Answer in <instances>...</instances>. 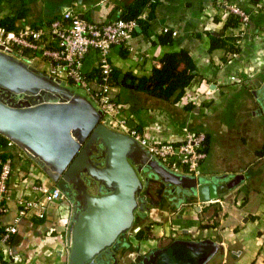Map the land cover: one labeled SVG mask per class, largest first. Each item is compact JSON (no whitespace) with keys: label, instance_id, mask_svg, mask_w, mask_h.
<instances>
[{"label":"crops","instance_id":"obj_1","mask_svg":"<svg viewBox=\"0 0 264 264\" xmlns=\"http://www.w3.org/2000/svg\"><path fill=\"white\" fill-rule=\"evenodd\" d=\"M131 1L0 0V18L11 16L20 28L50 21L74 2L83 18L104 23L118 18ZM229 5L248 15L245 23L228 26L221 36L237 35L238 51L229 53L222 47L210 50V36L219 35L224 24L234 19ZM149 11L150 7L146 6L139 18L146 19ZM148 23L145 32L136 27L127 41V48L111 49V83H118L125 72L148 76L164 53L180 49L190 53L196 75L176 101L112 84L111 94L119 106V115L126 122L132 120L138 136L147 141L177 142L187 133L203 132L208 146L202 175H245L240 185L219 199L180 204L179 208L185 206L183 222L189 224L188 228L180 229V238L195 241L211 238L219 246L217 252L224 257L222 262L231 255L244 259L245 264H261L264 258V154L259 156L256 151L264 141V107L258 101L264 82V0H158ZM165 31L172 33L169 44L158 40ZM225 56L227 59L223 61ZM96 59V53L90 51L84 60L83 70L88 76L97 71ZM40 62L34 68L46 71L48 62ZM2 154L7 157L5 160H10L12 170L7 181L10 198L7 209L0 213V230L15 221L17 230L8 241H0V264H68L69 214L65 215L64 211L61 214L58 205L51 204L42 219L27 216L17 219L16 198L19 195L34 196V183L53 185L43 164L13 141L0 147ZM195 205L200 206L199 211ZM237 206L242 207L241 212L236 211ZM204 208L206 211L202 214L208 212L206 219L209 221L199 222L198 216L202 218ZM189 210L191 217L187 213ZM154 213L157 218L167 213L171 217L162 224H150V237L137 242L143 249H152L160 246L161 241L179 237L174 232L177 225L171 224L172 215L177 212L169 213L162 207ZM215 213H219V225L205 227L204 223L214 224ZM153 216L152 219L157 220ZM230 218L232 222L228 224ZM249 220H253V226L248 225ZM202 224L204 226L199 228ZM199 229L204 230V234L197 236ZM211 229L215 231L213 237L207 233Z\"/></svg>","mask_w":264,"mask_h":264},{"label":"water","instance_id":"obj_2","mask_svg":"<svg viewBox=\"0 0 264 264\" xmlns=\"http://www.w3.org/2000/svg\"><path fill=\"white\" fill-rule=\"evenodd\" d=\"M0 88L12 95L13 103L0 99V134L37 157L57 187L69 186L78 192L77 200L83 194L84 200L73 215L68 264H99L103 250L131 228L140 194L151 177L197 203L219 199L245 180L243 173L207 177L170 171L135 138L106 126L102 112L86 98L74 95L59 79L53 80L5 53L2 45ZM259 93L258 101L264 107V82ZM126 123L130 129L135 127L132 120ZM92 158H102L101 165L94 164ZM82 174L105 192L79 194ZM63 195L73 200L64 188ZM186 197L177 207L187 202L182 201ZM195 209L199 211L200 206ZM218 250L211 239H174L151 250L138 264H206ZM112 258L116 264L115 255ZM104 260L107 262L106 257Z\"/></svg>","mask_w":264,"mask_h":264},{"label":"built area","instance_id":"obj_3","mask_svg":"<svg viewBox=\"0 0 264 264\" xmlns=\"http://www.w3.org/2000/svg\"><path fill=\"white\" fill-rule=\"evenodd\" d=\"M75 4L73 2L58 17L47 22L24 25L16 31L0 27V45L4 47V52L11 56L30 55L31 59H45L49 67L44 73L53 80L59 79L61 83L69 81L84 89L95 108L102 112L101 121L105 125L135 138L151 157L170 171L189 176L202 175L201 167L207 156L206 135L203 132L187 133L184 139L177 142L147 141L138 136L135 128L130 129L126 119L119 115V106L111 94L113 66L110 52L113 47L127 48V41L138 26L137 18H114L98 23L80 16ZM228 7L231 15L240 18L239 22L248 20V15L238 7ZM90 51L97 56V71L92 76L83 70L84 60ZM0 165L2 212L10 198L7 181L11 162L0 158ZM32 190L34 196L24 194L16 198L17 219L25 216L42 219L51 204H57L61 214L64 211L68 215L69 206L62 202L64 195L55 183L51 186L34 183ZM15 223L4 225L0 241H8L16 232Z\"/></svg>","mask_w":264,"mask_h":264},{"label":"trees","instance_id":"obj_4","mask_svg":"<svg viewBox=\"0 0 264 264\" xmlns=\"http://www.w3.org/2000/svg\"><path fill=\"white\" fill-rule=\"evenodd\" d=\"M157 2L158 0H132L124 7V11L119 14L118 18H137L138 26L141 28L142 32H145L148 28V20L153 17L154 7ZM146 6L150 7V11L146 19L142 20L139 18V16ZM231 16L234 18L233 21H229L224 24L219 32V35L210 36V50L222 47L225 48L229 53H236L238 51V44H236L238 41L236 42V39L238 40L239 37L237 35L236 37H221L224 34V30L228 26H234L240 21L239 17L233 15ZM0 27L8 31H16L19 29V26L15 24V19L11 16L0 18ZM158 40L162 44L171 43V31L164 32L159 36ZM226 59V56L223 57V61ZM195 75L196 68L190 53L186 49H180L178 51L164 53L160 60L153 66L151 73L148 76H136L131 72H125L120 76L118 83L113 82L112 84H119L121 86L135 91L144 92L163 100L176 101L181 96H183L185 88L189 85ZM205 137L208 146V138L207 136ZM9 142L10 139L0 134V147L7 146ZM256 154L259 156L264 154V141L261 148L256 151ZM0 158L5 160L7 157L6 155L2 154L0 155ZM202 226L204 225H199L198 227L201 228ZM2 231L0 230V238ZM134 235L138 240L150 237V233L146 234V230L143 228H138ZM261 264H264V258L262 259Z\"/></svg>","mask_w":264,"mask_h":264},{"label":"rangeland","instance_id":"obj_5","mask_svg":"<svg viewBox=\"0 0 264 264\" xmlns=\"http://www.w3.org/2000/svg\"><path fill=\"white\" fill-rule=\"evenodd\" d=\"M12 57L17 59L18 61H21L26 66H29V67H32V68H34L35 66L36 67L39 66V63H41L40 61H44L45 60V59H43L41 57H36V58L31 59L30 55L27 56V57H21V56H17V55L13 54ZM42 72H44V71H42ZM62 84L67 89H69V91H71L74 95L86 98L95 107L94 103L90 100L88 94L80 86H78V85H76V84H74L72 82H69V81H65ZM11 98H12V95H8L7 92L4 89L0 88V99L3 102H5L7 104H13L12 101H11ZM106 125L108 126V124H106ZM206 164H207V162H206ZM205 169L207 170V166H205ZM11 170H12V164H11ZM227 175H231V174H227ZM159 183L160 182L157 181V180L156 181L149 180V182L146 183L145 187L143 188V190H142V192L140 194V196L141 195H146V197H147V200H144L145 201V206L143 205L144 207L143 206L142 207H139V206L137 207V209L135 210V219L133 221V224H132L131 228L129 230H127L126 232L122 233V234H125L127 236H129L131 234H134L135 231H136L135 229L139 228V227L145 229L146 230V234H147V233H149L148 229H149L151 223L162 224L165 220L168 221L169 220L168 219V217H169L168 213L164 214V215H162L160 213L161 215L158 218L155 216L156 213H154V212H156L158 209H160L162 207L166 208L169 213L170 212H177V213L179 212L178 214L174 213L172 215V219H171V224L177 225V227L175 226V228H174V232L176 233L177 236L179 235L178 238H180V236H182V235H180L181 234V230L185 229L186 227L187 228L189 227V224L183 222L182 213H183V211H185V208H184L185 206H181L183 208H179L178 207L179 208L178 209L177 206L179 205V202L178 203L176 202L175 204L170 203V201H169L170 200V194H168L166 191L163 190V187H165V185L163 183H161V184H159ZM89 191L95 193V191H93L92 189H90ZM180 196L181 197H186V196L179 195V197ZM188 200H195V199L187 198V201ZM62 201H65V203L68 204V206L71 207V203L72 202L65 195L63 196ZM227 202H229V200H227ZM240 203H243V198H240ZM205 205H207V204H205ZM210 205H212V204H210ZM231 206H233V205H231ZM189 207H191V205ZM6 209H7V205H6ZM145 209H150L148 214L144 211ZM235 209H236V211H240V212L242 211V207L241 206H237ZM5 210L0 212V213L5 212ZM137 210H140L141 211L140 215H143L144 217L139 216V214H137ZM140 211H138V212H140ZM204 211H206L205 208L201 212L202 218L200 216H198L199 217V222L200 221H209V219H206V216H207L208 212L206 214H202ZM215 211H217V210H215ZM187 213H189L188 216L191 217V214H192L191 210H189ZM68 214H69L68 215L69 216V220H68L67 237H68V245H69V251H68V254H69L70 247H71V234H72V226H73V212H72L71 208L69 209ZM214 215L216 216V218L213 219L214 224L204 223L205 225H207L205 227H210L211 225L212 226H218L219 225V221H218L219 220V213L218 214L215 213ZM152 216L154 218H157V220H153ZM220 216H221V214H220ZM230 216H232V214ZM184 217H186V216H184ZM184 220H185V218H184ZM231 222H232V218L229 219L228 224H230ZM247 223H248V225L253 226V220H249ZM204 224H202V225H204ZM214 232L215 231L213 229L208 230L207 231L208 236H212L213 237L214 236ZM203 234H204V230L199 229V231L197 232V236H200V235H203ZM131 240L133 241L132 243L134 244L132 248H130L128 251L119 250V251H117V254H114L115 257H116V264H129L131 259L134 258L136 251L139 252V251H146L147 250V249H143V248L137 246L138 245L137 242L139 240L136 237H134V235L133 236L131 235ZM168 242L169 241H161L159 244L160 245H165ZM243 255H244V257L247 256L245 253H243ZM68 258H69V255H68ZM223 258L224 257L222 256V254L217 252L211 257V259L206 264H221V263H223V264H245V262H246L244 259H239V258H237L235 256L233 257L231 255L226 257L224 262H222ZM108 260H109V258H107V261ZM98 263L100 264V262H98ZM107 263L108 262H106L104 264H107Z\"/></svg>","mask_w":264,"mask_h":264},{"label":"flooded vegetation","instance_id":"obj_6","mask_svg":"<svg viewBox=\"0 0 264 264\" xmlns=\"http://www.w3.org/2000/svg\"><path fill=\"white\" fill-rule=\"evenodd\" d=\"M96 155L99 156L100 152L96 153ZM92 160H93V163L96 164V165H101V163H102V158H98V159L92 158ZM81 177L83 179V183H81V186H80V192L81 193H79V194H82V192H84V191H86L90 195H99V194L105 192L104 189L102 188V186L99 183L93 181L92 179H89L85 174H82ZM149 180H154V179L151 177V178L147 179L146 183H148ZM154 181H156V180H154ZM161 183L162 182H160L159 184H161ZM63 188H64L65 191H68L69 196L73 197V200L71 201L72 202L71 203V207L69 206V209L71 208V210L73 212V215H74V213L80 208L79 207L80 206L79 203L83 202V200H84L83 199V194L80 195V199L77 200L76 198H77L78 192L74 191L69 186L63 184L62 188H61L62 189V193H63ZM90 189L95 191V193L90 192L89 191ZM163 190L166 191L168 194H170V200L169 201H170V203H173V204H175L176 202H178V200L181 199V196L179 197V195L183 196L182 192H179L178 195H177V191L175 189H173L171 187H168L166 185H165V187H163ZM139 199H140L139 200V207H142L143 205L145 206V201L144 200H147L146 195H141L139 197ZM138 211H140V210H137V214H139V216H141V217H144L143 215H140L141 211L140 212H138ZM144 211L148 214L150 209H145ZM139 228H141V227H139ZM131 235L133 236L134 234H131ZM131 235H129V236H127L125 234L119 235L118 239L112 244L111 247L103 250V256H101L98 259V262L105 261L104 259L106 257V258H109V260L107 261L108 262L107 264H111L113 262L112 255L117 254V251H119V250L128 251L130 248H132L134 244L132 243L133 241L131 240ZM134 237H135V235H134ZM176 239H185V238H176ZM189 240H192V239H189ZM170 242H168V243H170ZM167 244H165V245H167ZM165 245H160V246L152 248V249H147L146 251H139V250H138L139 252L136 251L134 258L131 259L129 264L141 263L142 259L144 257L148 256L151 250L157 249V248H161V247H163ZM104 263H106V261Z\"/></svg>","mask_w":264,"mask_h":264},{"label":"bare ground","instance_id":"obj_7","mask_svg":"<svg viewBox=\"0 0 264 264\" xmlns=\"http://www.w3.org/2000/svg\"><path fill=\"white\" fill-rule=\"evenodd\" d=\"M41 96H43V94H40Z\"/></svg>","mask_w":264,"mask_h":264}]
</instances>
